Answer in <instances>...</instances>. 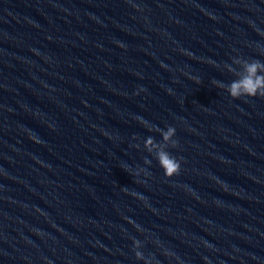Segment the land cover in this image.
I'll return each mask as SVG.
<instances>
[{
	"label": "water",
	"instance_id": "95a60500",
	"mask_svg": "<svg viewBox=\"0 0 264 264\" xmlns=\"http://www.w3.org/2000/svg\"><path fill=\"white\" fill-rule=\"evenodd\" d=\"M234 57L264 61V0H0V264H145L133 238L264 264V97L212 83ZM169 125L171 177L144 145Z\"/></svg>",
	"mask_w": 264,
	"mask_h": 264
},
{
	"label": "clouds",
	"instance_id": "9594fccd",
	"mask_svg": "<svg viewBox=\"0 0 264 264\" xmlns=\"http://www.w3.org/2000/svg\"><path fill=\"white\" fill-rule=\"evenodd\" d=\"M233 65H238L239 69L233 67ZM225 67L236 75L237 79H234L229 84H225L222 81L213 80L217 87L225 89L232 98L238 99L243 96L247 97H264V61L259 59H245L241 57H234L232 64H225ZM243 74L240 75L239 73ZM199 82V81H197ZM150 131L153 125L148 121H141ZM155 128L160 130L162 140L157 142L154 137L148 136L144 139L145 148L149 153L154 154L160 167L164 170V175L171 177L173 175H178L181 170L180 159H177L172 155L167 149L169 147H176L178 145V140L174 139L176 134V128L172 125L167 126L165 129H160L155 126ZM137 147V145H133ZM146 163H150L146 159ZM127 168V166H125ZM143 169H137L136 174L138 175ZM147 174V173H145ZM132 195H137L133 192ZM142 198V197H141ZM139 227V226H137ZM143 242L139 239L133 238V251L137 260H144L145 264H152V258L146 257L144 253L140 250L142 248Z\"/></svg>",
	"mask_w": 264,
	"mask_h": 264
}]
</instances>
